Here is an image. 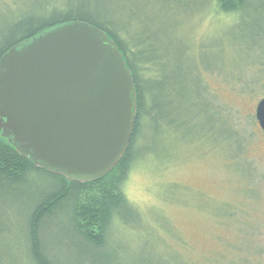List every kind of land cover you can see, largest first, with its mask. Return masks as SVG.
Wrapping results in <instances>:
<instances>
[{"label":"rangeland","instance_id":"obj_1","mask_svg":"<svg viewBox=\"0 0 264 264\" xmlns=\"http://www.w3.org/2000/svg\"><path fill=\"white\" fill-rule=\"evenodd\" d=\"M47 1L0 0V14L29 10L24 2L39 3L33 9L39 10ZM97 1L124 40L137 46V57L157 70L163 63L158 76L165 83L159 91L156 79L147 81L159 106L143 123L138 159L124 186L143 222L137 230H115L107 247L113 264H182L180 254L188 264L224 255L264 264V132L255 117L264 99L262 2L250 0L247 15L235 17L218 13L208 0ZM171 85L181 98L173 99ZM213 98L244 132V154L223 139L227 127L212 116ZM148 105L156 107L152 98ZM44 180L31 178L26 195L0 194V264H30L21 227L27 195L36 185L44 188ZM65 254L60 250L62 259Z\"/></svg>","mask_w":264,"mask_h":264},{"label":"water","instance_id":"obj_2","mask_svg":"<svg viewBox=\"0 0 264 264\" xmlns=\"http://www.w3.org/2000/svg\"><path fill=\"white\" fill-rule=\"evenodd\" d=\"M137 92L123 53L87 22L51 28L0 61V135L36 166L87 183L129 149ZM264 132V99L256 108Z\"/></svg>","mask_w":264,"mask_h":264},{"label":"trees","instance_id":"obj_3","mask_svg":"<svg viewBox=\"0 0 264 264\" xmlns=\"http://www.w3.org/2000/svg\"><path fill=\"white\" fill-rule=\"evenodd\" d=\"M260 1L264 6V0ZM207 2H213L218 13L235 17L240 14L247 15V8L252 7L250 0ZM36 5L32 8L24 2V8L29 10H14L0 14V61L12 48L59 25L87 22L99 28L114 40L132 72L138 105L135 129L129 149L117 166L102 178L87 183L70 181L62 175L36 166L31 160L20 155L0 135V194H16L18 197L26 195L25 187L30 184L31 178L45 179L44 188L36 185L33 187L36 193L27 195L29 210L25 215L24 226L21 227V231H25L30 264H113V257L108 255L107 247L113 244L111 239L115 230L118 232L127 228L137 230L140 228L138 225L143 222L141 211L125 196L124 186L138 159L136 148L143 123L153 117L152 111L159 106L158 98L148 87L147 81L154 78L155 88H159V91L163 89L165 83L159 80L162 78L158 76L163 63L157 70L153 61L145 62L137 57V46L132 47L126 39L124 40L121 30L114 27L113 20L109 18V14L107 15L108 11L105 7L101 9L97 0H68L62 4L48 0L39 10H33ZM263 6L258 9H263ZM196 82L207 89L202 79L197 78ZM171 88L174 93L173 99L176 96L181 98L176 93V85ZM242 90L247 93L248 86ZM171 95L172 93L168 97ZM151 98L156 106L152 110L148 105ZM211 105L214 111L212 116L216 117L218 123L221 121L222 126L227 127L223 139L234 144L237 153L244 154L246 136L244 132L235 129L230 111L216 107L214 98ZM213 141L215 144L221 143ZM62 249L67 252L63 259L60 256ZM224 256L210 264H245L242 261L235 262L231 258L226 260ZM176 260L188 264L181 254Z\"/></svg>","mask_w":264,"mask_h":264}]
</instances>
